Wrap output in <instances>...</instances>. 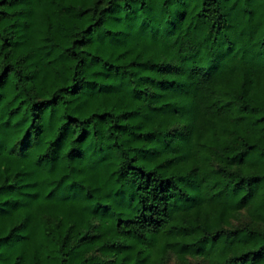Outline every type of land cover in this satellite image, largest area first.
Returning a JSON list of instances; mask_svg holds the SVG:
<instances>
[{
	"label": "trees",
	"instance_id": "1",
	"mask_svg": "<svg viewBox=\"0 0 264 264\" xmlns=\"http://www.w3.org/2000/svg\"><path fill=\"white\" fill-rule=\"evenodd\" d=\"M0 264H264V0H0Z\"/></svg>",
	"mask_w": 264,
	"mask_h": 264
},
{
	"label": "rangeland",
	"instance_id": "2",
	"mask_svg": "<svg viewBox=\"0 0 264 264\" xmlns=\"http://www.w3.org/2000/svg\"><path fill=\"white\" fill-rule=\"evenodd\" d=\"M174 261V260H173Z\"/></svg>",
	"mask_w": 264,
	"mask_h": 264
}]
</instances>
